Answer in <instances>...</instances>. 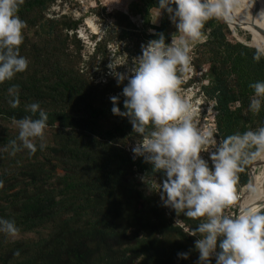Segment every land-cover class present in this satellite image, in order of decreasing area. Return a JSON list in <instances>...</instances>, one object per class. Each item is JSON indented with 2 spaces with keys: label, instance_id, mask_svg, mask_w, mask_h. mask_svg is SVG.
Masks as SVG:
<instances>
[{
  "label": "trees",
  "instance_id": "trees-1",
  "mask_svg": "<svg viewBox=\"0 0 264 264\" xmlns=\"http://www.w3.org/2000/svg\"><path fill=\"white\" fill-rule=\"evenodd\" d=\"M57 1L24 0L18 12L26 22L19 54L27 58L28 67L0 83V219L15 221L19 228L16 236L0 232V264H197L198 237L189 232L206 218L176 213L188 227L184 231L159 204L155 191L157 197L144 192L139 174L161 182L163 173L126 149L143 137L133 131L127 117L112 114L109 99L120 95L127 83L125 79L117 84L110 56L127 51L134 66L142 45L158 34L170 43L169 14L161 9L158 23L152 24L158 0H122L140 16L142 28L122 6L115 7L106 13L112 20L108 28L91 35L94 45L86 51L76 34L83 17L51 11ZM202 32L203 41L189 53L194 76L179 87L199 82L205 106L214 111L219 142L264 127V103L258 114L249 110L254 97L249 84L264 81V57L254 60L258 49L234 39L218 17L206 21ZM244 35L249 40V34ZM14 85L16 108L10 105L9 89ZM123 100L120 95L121 111ZM31 103H39L48 115L44 138L34 140V153L17 139L16 124L26 116L39 117L26 109ZM255 157L241 164L235 190L248 183ZM256 198L264 201V189ZM181 252H188V258H179Z\"/></svg>",
  "mask_w": 264,
  "mask_h": 264
},
{
  "label": "clouds",
  "instance_id": "clouds-1",
  "mask_svg": "<svg viewBox=\"0 0 264 264\" xmlns=\"http://www.w3.org/2000/svg\"><path fill=\"white\" fill-rule=\"evenodd\" d=\"M23 3L24 0H0V83L28 67L27 58L19 54L26 27L18 15ZM231 3L232 0H158L157 16L161 9L166 11L181 35L166 44L160 33L157 39L142 45L138 65L129 69L131 75L116 72V66L109 65L118 85L127 80L120 94L125 110L118 106L120 95H114L109 97L111 112L127 117L133 131L143 137L132 152L134 158L143 157L154 170L163 173L158 191L164 206L189 218H206L189 232L198 237L194 242L199 253L197 264H212V258L215 264H264V201L256 198L238 214H225L238 200L235 185L241 164L264 153V127L230 135L217 143L211 130L196 126L191 104L177 91L181 84L177 71L189 62L190 42H202L205 22L227 12ZM262 57L264 49H258L253 59L259 62ZM249 87L254 90L249 110L258 114L264 103V81L250 83ZM9 93L13 96L11 107H18V86L10 88ZM26 109L39 113V117L26 116L16 121L17 139L34 153V140L44 138L48 115L39 103H31ZM10 143L15 149L16 140ZM210 146H214L209 154L211 167L209 160L201 156ZM253 147L256 151L250 153ZM0 232L16 236L19 228L15 221L0 219ZM177 256L187 259L189 253Z\"/></svg>",
  "mask_w": 264,
  "mask_h": 264
},
{
  "label": "rangeland",
  "instance_id": "rangeland-1",
  "mask_svg": "<svg viewBox=\"0 0 264 264\" xmlns=\"http://www.w3.org/2000/svg\"><path fill=\"white\" fill-rule=\"evenodd\" d=\"M134 0H129V3L132 2ZM247 3L252 4L255 8V4L257 0H246ZM60 2H62V4L60 5ZM123 4L122 0H58L57 4L52 7L51 11H55L58 13H68V14H72L75 18L78 17H83V22L82 24L79 26L78 30H77V36L81 39V41L85 44L86 47V51H91L93 45H94V41L91 40V35L96 34V35H101L103 33V31L108 28V25L111 23V19L107 18V11L112 10V12H114L116 9H114L115 7L118 6H122V11L126 14L129 15L130 19L136 24V26L141 29L142 28V23H141V19L140 16L136 13H134V9L129 5V8H131L133 12H130V10L128 9V4ZM259 10L258 12L263 15L264 14V0H260L259 1ZM158 12H152L151 13V23L152 24H157L159 21V16H157ZM232 15H238V13H232ZM225 17V16H224ZM231 26V29L234 33V35L232 34V36L234 37V39L236 40H241L247 43H251L253 44L252 38H251V33L252 30L249 27V25L244 22V21H229L228 22ZM240 25L241 28H236L237 25ZM173 27H172V38L175 39L177 37H179L181 35V33L177 32V28L175 26L174 23H172ZM241 30L243 31V33H239L237 30ZM151 31V30H150ZM244 34H249V40L246 39ZM171 38V40H172ZM171 42V41H170ZM198 42V41H197ZM196 42H190V47L192 50L193 45ZM124 45V44H123ZM112 46V45H111ZM113 47V46H112ZM114 48V47H113ZM190 53V52H189ZM129 58V55L127 53V51H124L123 54L121 56L114 55L113 54L110 56V65L115 67L116 65L120 66V68H118L117 66L115 67L116 70L118 72L124 73V72H129L126 71V69L128 68V70L130 68L133 67V60H129L127 59ZM138 59H135V62ZM116 63V64H115ZM126 66V67H124ZM129 74V73H128ZM177 74H179L180 76L179 79L182 81L183 84H186V82H188L191 78H193L194 76V70L189 66V62L186 66H184L182 69L178 68ZM200 72L197 74V78L199 77ZM198 86H199V82L195 81V83H191L189 86L187 87H178L177 91L178 94L187 102H189L192 106L191 111L194 113V118L193 121L196 124V126L198 128L201 129H206V130H211L213 132V136L216 140L217 143H219V140L215 137L214 135V111L213 109L210 108V106H205V102L203 97L200 95V93L198 92ZM136 143H140V141L138 142H133L131 144H127L126 149L127 150H132L133 147L136 145ZM214 146H210L209 147V151L207 152H201V156L206 159L209 160V154L210 152L214 151ZM260 155L256 156L249 168V175L251 174V179L253 177V175L255 174H259L262 173L264 171V163L262 166H255L257 159ZM209 163L211 164V161L209 160ZM143 176H141L139 174V180L144 184V192L145 193H154V190L152 188V186L155 187H159V183L155 178L150 177V176H146L145 174H142ZM143 178V181L142 179ZM153 184V185H152ZM250 182L248 181V183L246 185H244L242 188H240V190H235L236 191V195L238 197L237 202L231 206L230 208L225 210V214L228 215H232V209L235 208V206H237L239 208L240 202L242 200V196L244 190L246 189V186L249 185ZM155 194V193H154ZM156 196V194H155ZM157 197V196H156ZM159 204H162L161 202ZM162 206L165 208V211H169V214L167 213V215H172L174 216L173 222L175 224H179L181 227H183V230L186 231L188 230V227L184 226V223L181 222V220H179V218L176 215L175 210L169 208V207H165L163 204ZM237 208V210H238ZM219 250V249H217Z\"/></svg>",
  "mask_w": 264,
  "mask_h": 264
},
{
  "label": "bare ground",
  "instance_id": "bare-ground-1",
  "mask_svg": "<svg viewBox=\"0 0 264 264\" xmlns=\"http://www.w3.org/2000/svg\"><path fill=\"white\" fill-rule=\"evenodd\" d=\"M259 1H256L255 8L252 4L247 3L246 0H232L230 9L225 12L223 15L226 20L229 21H244L246 22L252 30L251 38L253 45L257 46L260 49H264V38L260 35L254 28L252 24L257 25L264 29V14L261 15L258 10ZM232 13H238L237 15H232ZM232 25H230L231 28ZM264 163V153L260 154L257 159L255 166H262ZM253 189L256 191L253 192ZM264 189V171L259 174L253 175L251 182L246 186L244 190L242 200L240 202L239 208L242 210L245 206L249 205L254 201L256 193Z\"/></svg>",
  "mask_w": 264,
  "mask_h": 264
},
{
  "label": "water",
  "instance_id": "water-1",
  "mask_svg": "<svg viewBox=\"0 0 264 264\" xmlns=\"http://www.w3.org/2000/svg\"><path fill=\"white\" fill-rule=\"evenodd\" d=\"M218 18H220L222 21H224V22L228 25V27H229L231 33L234 35L232 29L230 28V24L228 23V21L226 20V18L224 17V15L222 14V15L219 16ZM236 25H237L236 28H241L240 25H238V24H236ZM251 26H252V28H254V29H255L260 35H262V37L264 38V29H263V28L258 27L257 25H254V24H252ZM238 41H240V42H242V43H245V44H248V45H251V46H254V47H256L257 49H260V48H258L257 46H255V45H253V44H251V43H247V42H244V41H241V40H238ZM249 182H251V174L249 175ZM239 211H240V208H238V210H237V214H238Z\"/></svg>",
  "mask_w": 264,
  "mask_h": 264
},
{
  "label": "built area",
  "instance_id": "built-area-1",
  "mask_svg": "<svg viewBox=\"0 0 264 264\" xmlns=\"http://www.w3.org/2000/svg\"><path fill=\"white\" fill-rule=\"evenodd\" d=\"M131 150V149H130ZM153 185V184H152ZM153 190L156 192V194L159 196L160 198V201L162 202L163 204V201L161 200V195H160V192L158 191L159 190V187H155V186H152ZM164 205V204H163ZM166 207V206H165ZM168 214H169V211H166ZM180 220V219H179Z\"/></svg>",
  "mask_w": 264,
  "mask_h": 264
}]
</instances>
